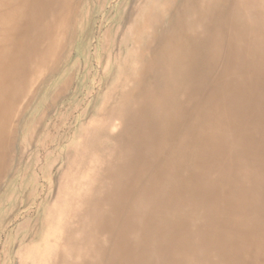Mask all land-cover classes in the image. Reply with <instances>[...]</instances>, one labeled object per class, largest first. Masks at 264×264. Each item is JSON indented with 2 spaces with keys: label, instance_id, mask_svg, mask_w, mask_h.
Wrapping results in <instances>:
<instances>
[{
  "label": "bare ground",
  "instance_id": "1",
  "mask_svg": "<svg viewBox=\"0 0 264 264\" xmlns=\"http://www.w3.org/2000/svg\"><path fill=\"white\" fill-rule=\"evenodd\" d=\"M77 2L0 0V185ZM143 14L138 65L72 171L73 187L91 180L55 202L59 249L33 264H264V0H150Z\"/></svg>",
  "mask_w": 264,
  "mask_h": 264
},
{
  "label": "rangeland",
  "instance_id": "2",
  "mask_svg": "<svg viewBox=\"0 0 264 264\" xmlns=\"http://www.w3.org/2000/svg\"><path fill=\"white\" fill-rule=\"evenodd\" d=\"M149 2L150 0H78L77 20L75 18L73 28L71 27L69 32L72 39L67 43L62 62L57 68L59 70L51 74L45 84L39 87L29 109L24 112L10 162L11 169L4 175L0 185V264H33L41 258L53 256L59 249L58 242L63 224L57 219L61 214L55 206L66 198L71 200L82 190V185L91 180L92 172L83 176L77 187H73L76 181L72 171L79 167L85 160L83 155L91 149L87 147L84 135L89 136L101 123H98L102 121L101 112L110 101L112 92L119 82L127 80L128 75L138 65L136 57L142 50L137 41V31L143 24V13ZM116 52L120 54L117 55ZM67 188L69 189L66 190ZM55 211L56 215L59 214L57 218L52 217ZM12 250L16 255H11Z\"/></svg>",
  "mask_w": 264,
  "mask_h": 264
}]
</instances>
